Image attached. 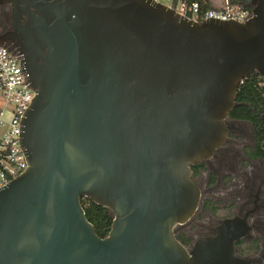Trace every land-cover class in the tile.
<instances>
[{"label":"water","instance_id":"water-1","mask_svg":"<svg viewBox=\"0 0 264 264\" xmlns=\"http://www.w3.org/2000/svg\"><path fill=\"white\" fill-rule=\"evenodd\" d=\"M36 96L27 168L0 190V264H243L235 237L187 251L190 167L221 147L243 80L264 87V0L246 22H197L152 0H0ZM1 45V43H0ZM109 210L99 238L80 204Z\"/></svg>","mask_w":264,"mask_h":264},{"label":"flooded vegetation","instance_id":"flooded-vegetation-1","mask_svg":"<svg viewBox=\"0 0 264 264\" xmlns=\"http://www.w3.org/2000/svg\"><path fill=\"white\" fill-rule=\"evenodd\" d=\"M10 6L0 5V43L11 47ZM223 144L213 155L190 167L200 198L190 220L174 228L187 251L217 230L235 237L233 256L243 264H264V158L256 155L251 126L233 121Z\"/></svg>","mask_w":264,"mask_h":264},{"label":"built area","instance_id":"built-area-1","mask_svg":"<svg viewBox=\"0 0 264 264\" xmlns=\"http://www.w3.org/2000/svg\"><path fill=\"white\" fill-rule=\"evenodd\" d=\"M152 1L197 22L243 23L253 16L251 7L231 5L229 0H218L220 7L211 9H202L198 2L190 0ZM35 96L22 56L13 48L0 45V190L27 168L26 155L20 143L22 120Z\"/></svg>","mask_w":264,"mask_h":264},{"label":"trees","instance_id":"trees-1","mask_svg":"<svg viewBox=\"0 0 264 264\" xmlns=\"http://www.w3.org/2000/svg\"><path fill=\"white\" fill-rule=\"evenodd\" d=\"M198 2L202 9L219 8L218 0H190ZM251 0H229L231 5L246 7ZM230 120L243 121L251 126L256 155L264 158V87L262 78L256 73L246 77L237 91L234 107L229 113ZM85 217L94 227L99 238H105L111 228L109 210L96 205L88 198L80 199Z\"/></svg>","mask_w":264,"mask_h":264}]
</instances>
